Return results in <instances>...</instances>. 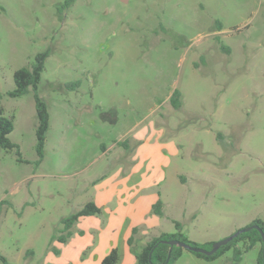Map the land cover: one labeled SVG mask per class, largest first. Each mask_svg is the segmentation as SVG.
Returning a JSON list of instances; mask_svg holds the SVG:
<instances>
[{
    "label": "rangeland",
    "instance_id": "1",
    "mask_svg": "<svg viewBox=\"0 0 264 264\" xmlns=\"http://www.w3.org/2000/svg\"><path fill=\"white\" fill-rule=\"evenodd\" d=\"M65 3L0 0V110L20 152L0 148V255L82 264L102 252L103 223L57 238L64 218L117 183L161 199V229L179 222L199 245L264 221V0ZM45 51L38 88L10 96L15 72ZM36 94L49 113L42 157ZM153 237L139 227L131 255ZM238 248L239 262L234 250L213 261L186 250L174 264H258L260 243Z\"/></svg>",
    "mask_w": 264,
    "mask_h": 264
},
{
    "label": "trees",
    "instance_id": "2",
    "mask_svg": "<svg viewBox=\"0 0 264 264\" xmlns=\"http://www.w3.org/2000/svg\"><path fill=\"white\" fill-rule=\"evenodd\" d=\"M72 4V0H66L64 7H69ZM225 49V47H224ZM50 52L45 51L39 53L32 65V68H21L17 70L14 74L15 89L9 94L12 97H22L26 95L30 89L36 90L41 81V76L45 68V62L49 57ZM80 85V82H74L68 85V88L75 90ZM1 97V94H0ZM36 112H37V139H38V153L42 157L43 149L46 140V133L49 129V113L47 104L40 99L36 94ZM171 104L175 109H180L183 105L182 94L179 90H175L171 96ZM14 131V121L11 118H8L3 115V111L0 110V148L3 150H14L18 146L14 144L10 139L9 135ZM20 152L18 151V154ZM163 204L161 199H159L153 206V212L158 216H163ZM102 213L100 207L96 205L95 202H88L83 209H81L76 214L64 218L63 223V232L59 235L58 242L61 244H66L73 235V228L75 224L82 217L88 216H97ZM257 226L258 229H252L248 232H243L237 236L234 240L228 243L226 246L221 247L215 254L207 256L200 253H194L196 256L203 258L208 261L216 260L222 257L226 252L234 250L237 261H241L242 250L238 248L239 243H244L245 250L255 247L258 243L261 244V251L259 254L258 264H264V221L255 220L250 226ZM177 232L175 233H162L159 236L151 238L147 243L142 247L140 251H136L135 254L137 259V264H174L178 261L179 258L183 255L186 249L174 246L171 247L168 242L176 240L191 246H198L211 250L213 242L206 243L204 245H199L189 239V237L184 234L182 224L175 222ZM137 228L133 230V234L128 240V245L133 248L135 245V234H137ZM249 244V246H248ZM172 249V250H171ZM171 251V254H170ZM189 251V250H188ZM55 254H60L59 249L53 248ZM191 252V251H190ZM120 252L118 248H113L110 253L105 257L102 264H119L120 262ZM0 260L4 264H9L8 260L0 255Z\"/></svg>",
    "mask_w": 264,
    "mask_h": 264
},
{
    "label": "crops",
    "instance_id": "3",
    "mask_svg": "<svg viewBox=\"0 0 264 264\" xmlns=\"http://www.w3.org/2000/svg\"><path fill=\"white\" fill-rule=\"evenodd\" d=\"M126 184L117 183L112 193L104 194L103 196L101 193L104 192V188L100 190L97 189L91 201L95 202L96 205L101 208L102 213L97 217H82L77 222V234H80L81 236H85L87 234L88 228H93L96 225L99 228V223H103L102 227L104 228L100 230V236H104L108 233L106 237H104L103 251L96 252L95 254L93 253L82 264H102L103 260L110 253V251L113 248H116L115 242H119L120 239L121 242L124 241V244H122L121 247H125V253L122 254L121 251H119L121 257L119 264H136V256L131 255L132 250L128 245V240L132 236L133 230L135 228L138 229L139 227L149 228L151 231H154V236L166 233L161 229V221L163 220L162 218L164 215L158 216L153 212V206L156 202H154L153 199L150 201L144 200L142 196L144 191L141 193L139 187L133 191L132 189H129ZM120 192H122L121 200L117 195ZM110 208L115 210L114 214H107V210ZM101 216L103 217V220ZM98 217H100L101 220H98ZM89 225L91 227H89ZM116 227L119 229L115 230ZM73 229H75V227ZM74 234L75 232H73L72 236L75 237L76 234ZM144 245L145 244H143V246ZM118 250L121 249L119 248Z\"/></svg>",
    "mask_w": 264,
    "mask_h": 264
},
{
    "label": "water",
    "instance_id": "4",
    "mask_svg": "<svg viewBox=\"0 0 264 264\" xmlns=\"http://www.w3.org/2000/svg\"><path fill=\"white\" fill-rule=\"evenodd\" d=\"M123 1L127 2L128 0H123ZM252 229H258V227L255 226V225L249 226V227H247V228H245L243 230H240V231L234 233L233 235H231L230 237H228V238H226V239H224L222 241L215 242V243H213V246H212L211 250H207L205 248L198 247V246H191V245H188V244L176 241V240L170 241L168 243H169V245L171 247L179 246V247H182V248H184L186 250H189L191 252H194V253H200V254H204V255H207V256H211V255L215 254L221 247L226 246L228 243H230L232 240H234L241 233L248 232V231H250ZM262 234H263V239H264V233H262ZM170 254H171V251H170Z\"/></svg>",
    "mask_w": 264,
    "mask_h": 264
}]
</instances>
